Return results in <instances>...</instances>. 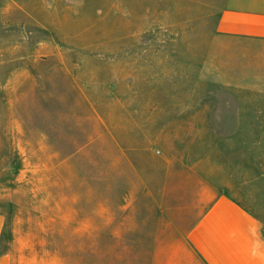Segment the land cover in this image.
I'll return each instance as SVG.
<instances>
[{
	"label": "rangeland",
	"instance_id": "1",
	"mask_svg": "<svg viewBox=\"0 0 264 264\" xmlns=\"http://www.w3.org/2000/svg\"><path fill=\"white\" fill-rule=\"evenodd\" d=\"M211 1L0 0V196L18 190L22 204L4 205L14 264H125L106 247L76 245L74 231L46 229L49 154L92 141L119 116L114 101L145 113L148 131L161 122L164 144L201 145L188 128L209 123L213 96L234 110L220 80L264 79V62H244L214 35Z\"/></svg>",
	"mask_w": 264,
	"mask_h": 264
},
{
	"label": "crops",
	"instance_id": "2",
	"mask_svg": "<svg viewBox=\"0 0 264 264\" xmlns=\"http://www.w3.org/2000/svg\"><path fill=\"white\" fill-rule=\"evenodd\" d=\"M205 6L227 48L244 62H264V0ZM218 86L234 110L226 94L213 96L219 109L203 111L209 123L188 128L202 134L201 145L164 144L161 122L148 131L145 113L119 100V116L92 141L69 156L59 142L46 163V224L54 225L46 229L74 231L76 245L106 247L125 264H264V188L253 190L264 187V79ZM18 193L0 196V264H14L4 249V205H22ZM28 199L36 206V196Z\"/></svg>",
	"mask_w": 264,
	"mask_h": 264
}]
</instances>
